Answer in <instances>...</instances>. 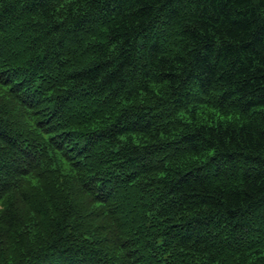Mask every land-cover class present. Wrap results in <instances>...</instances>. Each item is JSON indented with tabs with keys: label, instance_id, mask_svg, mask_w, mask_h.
<instances>
[{
	"label": "trees",
	"instance_id": "obj_1",
	"mask_svg": "<svg viewBox=\"0 0 264 264\" xmlns=\"http://www.w3.org/2000/svg\"><path fill=\"white\" fill-rule=\"evenodd\" d=\"M0 264H264V0H0Z\"/></svg>",
	"mask_w": 264,
	"mask_h": 264
}]
</instances>
